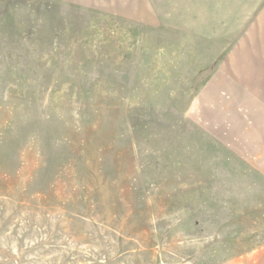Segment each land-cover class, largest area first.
Returning a JSON list of instances; mask_svg holds the SVG:
<instances>
[{
	"label": "rangeland",
	"instance_id": "rangeland-1",
	"mask_svg": "<svg viewBox=\"0 0 264 264\" xmlns=\"http://www.w3.org/2000/svg\"><path fill=\"white\" fill-rule=\"evenodd\" d=\"M0 264H264V0H0Z\"/></svg>",
	"mask_w": 264,
	"mask_h": 264
}]
</instances>
